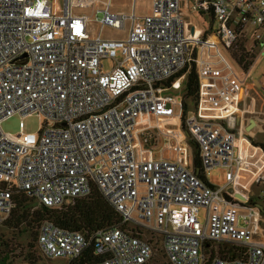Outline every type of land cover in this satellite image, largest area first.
<instances>
[{"label":"built area","instance_id":"obj_1","mask_svg":"<svg viewBox=\"0 0 264 264\" xmlns=\"http://www.w3.org/2000/svg\"><path fill=\"white\" fill-rule=\"evenodd\" d=\"M112 1L0 0V224L15 192L60 209L97 189L143 235L114 228L88 238L45 222L44 259L72 262L93 249L97 264H264V161L256 158L252 183L263 195L253 202L238 189L247 140L232 130L251 95L230 53L245 37L264 58V0H151L145 15L138 0L131 14L113 13ZM75 9L102 13L101 28L128 30L127 38L93 36V20ZM191 63L201 91L187 112L185 96L167 95L184 77L166 83ZM34 115L47 119L38 133H25L23 121L18 134L3 129ZM152 119L156 127L139 128ZM154 128L175 142V160L152 156ZM185 132L206 178L227 170L225 186L196 173Z\"/></svg>","mask_w":264,"mask_h":264},{"label":"trees","instance_id":"obj_2","mask_svg":"<svg viewBox=\"0 0 264 264\" xmlns=\"http://www.w3.org/2000/svg\"><path fill=\"white\" fill-rule=\"evenodd\" d=\"M249 51L245 37L239 39L230 50L232 59L244 74H248L256 62V55ZM182 77H185V110L188 112L190 106L195 107L198 104L201 91L194 63L169 80L166 86L171 87ZM194 168L200 170L201 179L206 181L207 178L197 152H195ZM14 203L15 208L11 217L4 222V227L12 234V238L7 237L8 233L0 234V264H13L17 261L40 264L43 257L38 250L37 242L40 227L45 222H51L70 232L83 233L88 238L100 231L114 228L136 232L131 226L123 223L121 216L97 189L89 197L77 199L60 209H51L39 204L23 192L14 193ZM136 233L143 235L140 230ZM17 237L19 240L25 238L26 242L14 243ZM239 251L237 247H234L231 253L236 257ZM220 255L227 259L230 258L229 252L220 251ZM99 260L100 258L93 253V249H90L80 259L69 264H97Z\"/></svg>","mask_w":264,"mask_h":264},{"label":"rangeland","instance_id":"obj_3","mask_svg":"<svg viewBox=\"0 0 264 264\" xmlns=\"http://www.w3.org/2000/svg\"><path fill=\"white\" fill-rule=\"evenodd\" d=\"M62 3V2H61ZM112 11L115 14H131L133 13L132 5L134 2L131 0H113L112 1ZM74 12L79 15H86L93 20L91 31L93 36L101 35L103 39H113V40H125L128 36V30H120L110 26H105L101 28V25L98 22L103 18L102 13L94 14L92 9H75ZM136 12L138 15H145L152 13V1L151 0H138L136 3ZM98 19V22H97ZM208 19V18H206ZM209 20V19H208ZM213 21H211L212 23ZM131 23L127 24L129 28ZM206 36V34H205ZM248 41L250 47L253 45V32L252 30L248 31ZM105 70L108 71L112 68L111 61L104 62ZM248 79V87L250 89V97L248 101H244L243 104L240 106V114L238 118H236L235 127H232V130L235 131L238 135L244 137L247 140V143H250V148L253 152V157L250 156V152H248L246 146L242 150V154L245 158L249 159L250 161H254V155L256 158H263L264 157V58L258 57L253 68L250 70L248 74H246ZM251 85V86H250ZM246 88V89H247ZM185 94V79L181 81V84L178 88L171 89L167 95L171 97L181 96ZM245 90H243L242 96L244 97ZM23 121L24 128L23 131L25 133H38L43 123L47 122L45 117H39L37 115L21 119L20 117H12L9 120L3 123V129L7 133L18 134L21 132L20 123ZM50 122V121H48ZM156 127V120L152 119L151 122L144 123L140 125V129H145L150 126ZM258 127V128H257ZM257 128V129H256ZM263 129L262 134L259 136L255 134L258 133ZM156 132V131H155ZM170 144H174V142H169L167 138H161L158 141V149L154 150L155 158H159L162 155L161 149L166 148ZM246 145V144H245ZM259 147V148H257ZM259 150H256V149ZM138 154H141V147L139 146L137 149ZM144 158L148 159L149 155L148 152H145ZM245 174V173H244ZM245 176V175H244ZM227 170L226 169H215L208 174L207 179L214 187H223L227 184ZM264 191V185H263ZM256 195L262 196V190L258 188L254 189ZM264 205V204H263ZM264 207V206H263ZM206 209H201L200 211V220L203 224L206 223ZM7 234L9 239L12 238V234L7 232V229L4 227V223L0 224V234ZM26 242V239H20L17 237L14 243H22ZM70 260L68 259H54V260H47L44 259L40 264H69Z\"/></svg>","mask_w":264,"mask_h":264},{"label":"crops","instance_id":"obj_4","mask_svg":"<svg viewBox=\"0 0 264 264\" xmlns=\"http://www.w3.org/2000/svg\"><path fill=\"white\" fill-rule=\"evenodd\" d=\"M183 79H185V77L183 78ZM251 86V85H250ZM248 89H245V95H244V99H247V96H248V94H249V92L247 91ZM183 96H185V94H183ZM153 133L155 134V140L153 141V143H152V149H153V154H152V156L155 158V156H154V150H156V149H158V141L161 139V138H167L168 140H169V138L167 137V136H165L164 134H162V133H160L159 132V130L157 129V128H154L153 130ZM156 131V132H155ZM262 131H263V129H261L260 131H258V133H256L255 134V136L256 135H258L259 134V136L262 134ZM187 138V139H186ZM185 139H186V141L184 142L185 144H187V145H189V146H191V148L193 149V152H194V158H195V152H197L196 151V148L194 147V145L192 144V142L190 141V139H189V136H188V134L185 132ZM169 142H174V141H170L169 140ZM175 143V142H174ZM246 144V145H245ZM173 146H174V144L172 145V144H170L169 146H167L166 148H164V149H161V151H162V155L158 158V159H160V158H169V159H173V160H175L176 159V153H175V151H174V149H173ZM246 146V148H247V150H248V152L249 151H251L250 152V156H252L253 157V154L255 153V152H253L252 151V149L250 148V145L249 144H247L246 142H242V145H241V150H243V148ZM198 153V152H197ZM255 157H256V155H254V161H250L249 159H247L246 160V165H245V176H244V178L243 179H241L240 180V184H239V186H238V189L240 190V191H242V192H249V196H250V198H251V200L253 201V202H256L261 196L260 195H256L255 194V192H254V189L255 188H258L257 186H255V185H253V183H252V179H253V176H254V173L256 172V167H255V162H256V160L258 159H256L255 160ZM194 158H193V167H194ZM155 159H157V158H155ZM261 160L262 161H264V157L263 158H261ZM197 170V169H196ZM206 182L210 185V186H212V187H214L209 181H208V179L206 180ZM261 206V205H260ZM262 207V206H261ZM263 208V210H264V207H262ZM261 208V209H262Z\"/></svg>","mask_w":264,"mask_h":264},{"label":"water","instance_id":"obj_5","mask_svg":"<svg viewBox=\"0 0 264 264\" xmlns=\"http://www.w3.org/2000/svg\"><path fill=\"white\" fill-rule=\"evenodd\" d=\"M196 173H197L198 175H200V170L197 169V170H196ZM262 210H263V208H262Z\"/></svg>","mask_w":264,"mask_h":264}]
</instances>
